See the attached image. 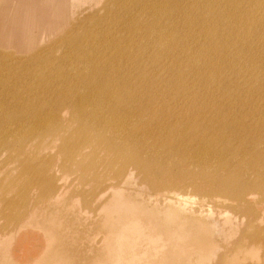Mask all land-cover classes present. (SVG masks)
Masks as SVG:
<instances>
[{
    "label": "bare ground",
    "instance_id": "6f19581e",
    "mask_svg": "<svg viewBox=\"0 0 264 264\" xmlns=\"http://www.w3.org/2000/svg\"><path fill=\"white\" fill-rule=\"evenodd\" d=\"M75 1L78 7L101 3L99 22L92 23L95 12L76 17L73 32L19 56L66 23L68 0H0V244L36 212L65 214L62 198L69 192L84 206L102 196L99 206H108L134 179L147 189L141 198L125 188L121 197L128 204L161 213L168 222L183 218L208 233L193 250L183 248L182 264H222L220 248L230 253L233 246L240 263L241 248L264 254V216L250 204L254 191L264 199V148L247 149L251 142L264 143V124L254 127L258 138L250 139L252 112L242 109L239 98L248 89L221 81L225 74L264 77V0L247 7L245 0ZM112 4L125 9L122 26L100 24L112 18ZM254 8L260 20L252 25ZM197 36L202 42L193 45ZM248 55L263 59L254 64ZM51 59H59L54 67ZM33 68L40 74L33 75ZM166 81L179 95L189 94V102L171 96ZM200 86L205 96L195 90ZM256 91L263 92L264 84L251 93ZM225 97L230 99H218ZM188 188L196 194L184 193ZM13 189L16 195L7 199ZM23 195L37 199L23 207ZM132 218L110 228L113 253L118 235L126 236L119 244L125 249L144 237L160 240L153 247L158 253L163 235ZM63 226L76 228V238L95 227L75 212ZM56 236L62 240L63 234Z\"/></svg>",
    "mask_w": 264,
    "mask_h": 264
},
{
    "label": "rangeland",
    "instance_id": "374dc122",
    "mask_svg": "<svg viewBox=\"0 0 264 264\" xmlns=\"http://www.w3.org/2000/svg\"><path fill=\"white\" fill-rule=\"evenodd\" d=\"M100 1L104 2L105 0ZM258 1L260 0H245L243 6L247 7L248 2L256 3ZM182 2L184 4L188 3L187 0H182ZM93 4L83 2L78 7L76 6L75 0H68L66 5L68 8L67 16L69 15V17L67 18L66 23L63 24L61 28L59 27L56 29L55 32L49 34L48 38L42 40L33 48L25 52L18 53L17 55L25 56L28 53L33 52L32 50H37L39 45L46 47L50 44L49 42H53L55 39L65 35V33H68V31L73 32L75 30L74 27L78 22V20L75 21L76 17L79 18L87 16L95 12L96 14H94L97 18L95 17V21H92V23L99 22L100 18H98L97 15H102L104 13V8L101 3H99L98 6ZM53 6L52 8L54 9ZM74 7L78 8L73 10ZM128 7H132V5L128 4ZM124 10L120 9L117 4H112V18L107 17L106 19H103V23L100 24L112 26V23L116 22L119 26H122L123 21L120 17L123 15ZM253 10H251L248 18L252 25L256 24L260 20V17L256 14L258 9L254 8ZM183 14H186L187 17V11H184ZM73 21L75 22V25ZM214 30V28L210 29V31ZM220 30L224 31V28L221 27ZM250 35L251 33H249V36ZM262 35L264 36V33H262ZM46 42L48 44H46ZM200 42H202V38L197 36L192 44L196 45ZM40 48L42 47L40 46ZM1 50L7 49L1 48ZM149 52L156 53L157 51L150 50ZM248 57L254 60V64L256 61H261L263 59V57L254 58L252 55H248ZM58 60L51 59V61L54 62L53 67L58 63ZM245 65L246 64H237V67L246 70ZM47 67L48 65L45 68ZM39 69L40 68H33L32 74H40L38 71ZM252 70L254 71L255 69ZM19 72L22 71L19 69ZM251 74L252 75L248 74L246 77H243L242 75L237 77L234 74H225L221 77V81L223 84H227L230 88L235 90L243 89V91H245V89H248V95L244 97L239 96V98H242V109H247L252 112L247 117V123L252 125V130L248 137L253 139V137L258 138L254 127H258V124H264V97H261V94H264V91L251 93V90L256 88L257 83L264 84V77L257 80L256 72H251ZM148 81L154 82L155 80L154 78H150ZM165 85L168 86L167 92L170 93L171 96L182 98L184 105L189 102V94L183 93L182 95H179L176 90L169 87V81H166ZM10 86L11 84H8V86H4L1 89L7 90ZM195 90L198 95H206L205 87L200 86ZM210 97L212 96L205 97L204 100ZM218 99L227 100L230 98L225 97ZM259 146L264 148V143L258 144L257 142H251L249 143L247 149L253 151V149ZM57 158H59V156ZM53 159H55V156ZM12 176L16 177V173H13ZM254 176V174H251L249 177L253 179ZM128 187H133L134 193L137 191L139 194L138 196L141 198H143L144 190L147 189L140 183L139 180L130 179L129 184H124L120 189L121 195L117 199L113 200L108 206H99V203L103 200L104 196L94 198L93 205L84 206L81 203L82 198L80 196L75 195L72 192L67 193L62 198L65 205L63 208L66 212L65 214L58 212V214L53 213L52 215H43L36 212V218L31 217L25 226L14 232L12 239L3 241V243L0 244V248L3 250L0 254V264H182L185 253L183 248L193 250L191 246L192 244L205 242L209 238L208 233L183 218L176 217L172 222H168L163 219V215L161 213H150L148 210L137 204H128L129 202L127 201V198L121 197L124 193V189ZM184 193L189 195L196 194L192 193L190 188L184 190ZM15 195L16 192L13 189L9 191L6 198H14ZM1 199L2 197L0 196V200ZM31 199H37V196H31L29 199V197H24L23 195L19 198L18 203H21L22 206L25 207L27 202L30 201L31 206ZM250 204L254 212L264 216V199L256 191H254L253 199L250 200ZM210 205L211 204H207L206 207H211ZM1 208L2 204H0V210ZM73 212L77 213L78 217L83 221L93 223V226H95L94 228L92 227V229L88 230V236L76 238L74 237L76 228H65L63 226L65 220L70 217ZM131 218L133 220H140L142 226L151 225L150 229H153L163 235L166 243L159 249L158 253L154 252L153 247L159 243L160 240L149 241L146 237H144L139 245L125 249L124 246L119 244L125 241L126 236L120 235L116 237L117 246L115 252L113 253V239L112 236H109L110 228L112 227L113 230H116L126 224ZM3 224L4 219L0 217V233ZM192 231L195 232L193 237L188 238V234ZM58 232H62V240L57 238L56 235ZM183 234L185 235L184 238L177 240V235ZM213 242L214 246H219L216 239ZM236 250L237 246H233L231 248V252L226 253L225 250L220 248L218 256H223L221 257L222 264H225L227 260H229L228 264H245L251 261L257 262L264 259V254H260L257 257L256 252L259 249L256 247L246 249L241 248L240 253L245 256V260L240 263L234 259Z\"/></svg>",
    "mask_w": 264,
    "mask_h": 264
}]
</instances>
